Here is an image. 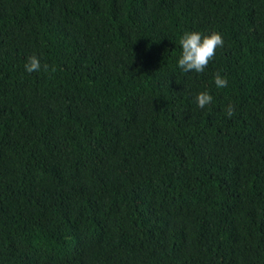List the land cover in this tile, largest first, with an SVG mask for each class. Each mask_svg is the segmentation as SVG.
Masks as SVG:
<instances>
[{
	"label": "trees",
	"instance_id": "1",
	"mask_svg": "<svg viewBox=\"0 0 264 264\" xmlns=\"http://www.w3.org/2000/svg\"><path fill=\"white\" fill-rule=\"evenodd\" d=\"M0 264H264V0H0Z\"/></svg>",
	"mask_w": 264,
	"mask_h": 264
},
{
	"label": "clouds",
	"instance_id": "2",
	"mask_svg": "<svg viewBox=\"0 0 264 264\" xmlns=\"http://www.w3.org/2000/svg\"><path fill=\"white\" fill-rule=\"evenodd\" d=\"M180 53L176 64L183 72H203L209 61L215 56L216 49L223 46L222 35L218 31L185 30L179 36ZM42 68L41 59L35 54L26 58L24 69L26 72H39ZM214 84L220 89L227 86V79L220 73L214 75ZM213 96L208 90L198 91L195 96V103L198 107L204 108L211 104ZM227 116L233 114V106H226Z\"/></svg>",
	"mask_w": 264,
	"mask_h": 264
}]
</instances>
